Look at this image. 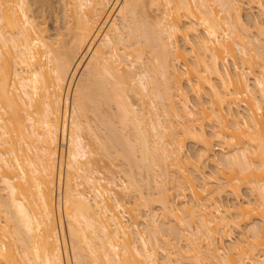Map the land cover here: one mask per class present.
Returning <instances> with one entry per match:
<instances>
[{
	"label": "bare ground",
	"instance_id": "obj_1",
	"mask_svg": "<svg viewBox=\"0 0 264 264\" xmlns=\"http://www.w3.org/2000/svg\"><path fill=\"white\" fill-rule=\"evenodd\" d=\"M45 6L0 0V264H264V0Z\"/></svg>",
	"mask_w": 264,
	"mask_h": 264
},
{
	"label": "rangeland",
	"instance_id": "obj_2",
	"mask_svg": "<svg viewBox=\"0 0 264 264\" xmlns=\"http://www.w3.org/2000/svg\"><path fill=\"white\" fill-rule=\"evenodd\" d=\"M41 0H38V2H40ZM115 1V0H114ZM120 1V0H119ZM64 3H65V0H64ZM49 4H50V9H49V12H48V7H46L45 6V11H44V13H46L45 15H46V21H47V25L49 26V28H50V32L51 33H55L56 32V30L58 31H62V32H65L66 30H64L65 29V26H67L68 24H69V22H68V19H70V17H68L69 15V13H67L66 11H64L63 9H64V6H62V4H63V0H49ZM110 7V6H109ZM109 7H107V9L109 10ZM152 8V10L154 9V6H152L151 7ZM106 9V11L108 12V10ZM151 9H150V11H152ZM149 11V12H150ZM156 10H154V13H150V14H157V12H155ZM107 12H105V13H107ZM104 13V17L106 16V14ZM246 11H243V19H245L246 18ZM68 15V16H67ZM154 16V15H153ZM104 17H103V19H102V21L104 20ZM66 21L68 22V23H66ZM80 72V71H79ZM78 76H79V73L77 74H75V76L73 77V80L71 81V83L69 84V89L67 90V87L65 88V90H67L66 91V93L68 94V98H70V96H71V91H72V88L74 87V81H76L77 80V78H78ZM76 79V80H75ZM64 97V96H63ZM135 100V99H134ZM89 116H91V114H89ZM95 123H96V121H94ZM94 123V124H95ZM97 124V123H96ZM60 144V148L62 147L63 149L65 148L66 149V146H65V141L63 142V143H59ZM219 152L220 151H216V153L217 154H219ZM106 158V157H105ZM104 158V156L102 157V159H103V161L104 162H102V160L100 161V163H98L100 166H101V172H102V174L103 175H106V174H108L107 173V171L106 170H104L103 168H102V166L103 165H106V164H104L105 162H106V159ZM102 162V163H101ZM98 165V167L100 168V166ZM105 167V166H104ZM212 166L210 165V167L209 168H211ZM106 168L108 169V170H110V171H112V169L113 170H115L116 171V168L115 167H111L110 169L106 166ZM105 168V169H106ZM140 184H142L141 182H140ZM143 185V189H144V191L145 190H147V189H145L144 188V184H142ZM141 185V186H142ZM243 189V188H242ZM241 189V190H242ZM245 191H247L246 189H243L242 190V192L244 193V194H246V192ZM172 193H173V191H172ZM174 194V193H173ZM172 196H175V195H172ZM153 210H156V209H153ZM158 211L156 210V212L155 213H157ZM156 215H159V217H158V219H160L161 217V214H159V213H157ZM255 223V220H254V222H253V224ZM251 225L252 224H250V225H248V227H251ZM247 227V228H248ZM246 227H245V229H247ZM237 229H235V230H233L232 232H233V238H237V236H238V234H239V231H236ZM232 238V239H233ZM234 240V239H233ZM180 243V244H179ZM178 243V245L179 246H183V243L182 242H179ZM160 244V243H159ZM161 245V244H160ZM161 249V248H160ZM159 249V250H160ZM159 254V255H158ZM161 257V253L160 252H158L157 253V257ZM158 257V258H159Z\"/></svg>",
	"mask_w": 264,
	"mask_h": 264
}]
</instances>
